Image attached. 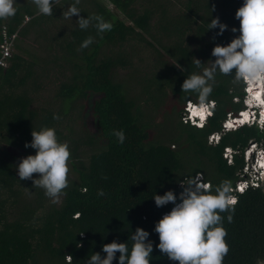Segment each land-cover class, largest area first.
I'll list each match as a JSON object with an SVG mask.
<instances>
[{
    "label": "trees",
    "instance_id": "obj_1",
    "mask_svg": "<svg viewBox=\"0 0 264 264\" xmlns=\"http://www.w3.org/2000/svg\"><path fill=\"white\" fill-rule=\"evenodd\" d=\"M106 1L113 10L102 0H81L78 6L80 16L99 15L113 24L102 35L94 27L81 30L77 16L63 18L73 0H57L53 16L37 15L29 2L15 5L16 15L0 20V43L4 27L9 34L18 31L7 65H0V264H67L66 255L73 257V264H85L95 252L106 255L102 245L113 240L131 249L129 237L137 227L150 233V264H178L156 248L159 237L154 231L173 204L157 208L153 196L173 190L179 197L180 183L197 173L213 186L225 179L234 186L244 165L243 151L251 142L264 147V130L255 125L225 132L216 144L208 142L210 134L221 131L227 114L236 115L244 107V85L233 84L231 77L217 74L209 97L216 107L203 129L181 120L185 103L196 101V94L181 91L189 75L202 71L194 58L210 67L213 47L239 35L231 28L239 29L235 12L243 0ZM215 17L228 30L212 41L219 29L208 30V24ZM89 36L94 42L81 50ZM38 40L46 53L43 60L22 42ZM132 44L152 49L150 71L132 79H137L141 105L151 111L167 109L160 129H153L151 111L143 113L129 97L126 82L116 78L118 69H133ZM55 75L59 82L51 99L39 103L48 77ZM80 100L84 104H76ZM87 113L95 132L81 138L74 127L78 119L85 126ZM54 114L60 119H53ZM42 127L54 128L71 151L69 187L56 204L31 180H20L16 170L21 158L36 154L24 145L31 142L32 130ZM114 130H123V144ZM79 146L90 150L82 159ZM226 147L237 152L232 164L223 155ZM100 189L104 196L97 195ZM237 198L233 221H227L229 213L222 214L230 246L223 264H264V187ZM116 255L113 264H118Z\"/></svg>",
    "mask_w": 264,
    "mask_h": 264
},
{
    "label": "clouds",
    "instance_id": "obj_2",
    "mask_svg": "<svg viewBox=\"0 0 264 264\" xmlns=\"http://www.w3.org/2000/svg\"><path fill=\"white\" fill-rule=\"evenodd\" d=\"M32 3L37 8V15L53 16L57 0H32ZM80 3L81 0H73L67 11H63V18L72 19L77 16L79 19L76 23L81 30L94 27L98 35L112 30L113 24L102 16H80ZM15 4L16 0H0V20H8L16 15L18 9ZM212 11H215V5L212 6ZM235 19L240 22V26L239 29L232 27L231 32L239 31V35L227 45L216 44L213 47L211 55L215 60H210V67H204L201 60L194 58L195 67L202 71L192 73L181 85L182 93L196 94L195 102L187 101L188 116L184 122L197 129H203L213 116L216 102L209 97L213 93L217 74L231 77L235 85H244V107L240 111L253 112L254 120L251 124L244 123L226 131H222L221 126V131L216 133L218 138L215 144L223 133L235 131L244 125H255L264 130V0H243V4L235 12ZM217 28L219 31L212 37V41L223 35L228 30V25L222 23L219 17H215L208 24V30ZM93 42L94 37H87L81 43L80 49L88 48ZM250 89L256 91L250 94ZM53 119L58 120L60 117L54 114ZM113 135L119 143H124L126 136L123 130H114ZM31 136V142H26L24 147L34 149L36 154L20 159L16 165L18 176L20 180H31L33 187L42 189L53 204L59 203L69 187V145L67 142H60L56 130L51 127H42L39 131L32 130ZM226 148L230 149L231 155V161L227 162L232 164L237 152L230 147ZM258 149L251 150L247 159L246 149L243 151V168L246 167L247 171L243 172L242 168L240 174L245 175V188L235 189L236 182L243 179L240 174L234 186L226 179L213 186L204 181L202 174L197 173L194 177H188L186 182L180 183L183 190L179 197L173 190L153 196L157 208L173 204L155 223L154 231L159 237L156 248L162 255L178 264H223L230 246L226 241L228 233L223 226L225 217L222 214L229 213L227 221L231 223L238 203L237 195L251 188L264 187V157L255 162ZM33 174H38L39 178L34 179ZM103 178L107 179L106 176ZM31 194L29 191V195ZM97 195L104 196L103 189L98 190ZM80 235L83 236V232ZM149 235L148 231L137 227L129 237L132 241L131 249L127 243L113 240L102 245V252L106 255L95 252L85 264H113L117 260V253L118 264H150L154 248ZM66 261L67 264H73V257L66 255ZM257 264L262 262L258 260Z\"/></svg>",
    "mask_w": 264,
    "mask_h": 264
},
{
    "label": "rangeland",
    "instance_id": "obj_3",
    "mask_svg": "<svg viewBox=\"0 0 264 264\" xmlns=\"http://www.w3.org/2000/svg\"><path fill=\"white\" fill-rule=\"evenodd\" d=\"M106 6L113 10V6L111 4H109L106 0H102ZM27 2L32 3V0H16V4L15 5H24ZM33 4V3H32ZM9 20V19H8ZM46 29V28H45ZM52 29L46 30L47 32L51 31ZM148 40H151L150 38H147ZM39 41H37V43H26L25 41L24 44H26V47L28 49H31L32 52H34L36 54V58L37 59H44V56L46 53H44L43 51H41V49L39 48L38 44ZM32 44H36V45H32ZM152 49L147 47L145 44L142 45H136V44H132L129 48V52L132 53V61H133V69H118L116 71V78L118 80H123L126 82L127 87L129 88V97L130 98H134L137 102V105L140 106L141 111L143 113L145 112H150V109H146V107L144 105H141L138 102V94H139V87L137 85V79H132L133 76L136 75H143L145 73H148L150 71V63L153 57V54H150V51ZM42 62L39 61L38 62V68H41ZM48 77V76H47ZM59 82V77L57 75L53 77H48V81L46 82V86H45V92L40 96V102L39 103H43L46 104L47 101H49L51 99V94H53L55 86H56V82ZM234 101H236L235 99H233ZM239 102V100H238ZM84 104V100H80L79 102H77L76 104ZM151 104H149L150 106ZM243 105V103H242ZM151 108V107H150ZM165 111L163 110L161 112V108L157 111H151V116L153 117V122L155 123V127L153 128L154 130H156L157 127H159V129L164 125L165 121ZM88 116L85 120V126H82L81 120H77L75 123V127H74V132L75 135H80L81 138H83L84 135L87 134H93L95 132V127L93 125V119L92 116L90 115V113H87ZM167 129L169 131V126L167 125ZM163 130V128H162ZM150 136L153 137V130H151L150 132ZM215 141V138L213 139V142ZM259 146H263L260 143H257ZM173 147V146H172ZM89 147L86 146H82L78 148V153L80 155V159H82V157H84L87 153H89ZM244 156V155H243ZM245 160V158H244ZM229 162V161H228Z\"/></svg>",
    "mask_w": 264,
    "mask_h": 264
},
{
    "label": "built area",
    "instance_id": "obj_4",
    "mask_svg": "<svg viewBox=\"0 0 264 264\" xmlns=\"http://www.w3.org/2000/svg\"><path fill=\"white\" fill-rule=\"evenodd\" d=\"M3 39L2 42L0 43V49H1V57H0V65H7V59L12 55V50L14 48V42L16 41L18 37V31H15L13 33H8V30L6 27L3 29ZM249 91V90H248ZM193 102V101H192ZM186 107L184 108V114L182 115V122L184 124H187L184 122V119L188 116L187 113V106L188 102L186 103ZM186 113V114H185ZM253 112H246V111H239L237 112L236 115L233 114H227L226 119L222 122V131H226L235 127H238L244 123L251 124L254 120V117L252 116ZM215 138V141L213 142V139ZM217 134L213 133L209 136V143L215 144L217 140ZM259 148V149H258ZM253 149H258L257 154H256V159L255 162H259L263 157H264V147H259L255 142H251L249 146L246 148L245 154H246V159L248 158L247 155L251 150ZM230 149L225 148L224 149V157L227 158V161H231V155H229ZM247 168H243V172H246ZM240 176H243V173L240 174ZM246 180H245V175L243 176V179L238 180L236 182V187L235 189H239L240 187H246Z\"/></svg>",
    "mask_w": 264,
    "mask_h": 264
},
{
    "label": "bare ground",
    "instance_id": "obj_5",
    "mask_svg": "<svg viewBox=\"0 0 264 264\" xmlns=\"http://www.w3.org/2000/svg\"><path fill=\"white\" fill-rule=\"evenodd\" d=\"M249 91H250V94H251V92L256 91V90L250 89Z\"/></svg>",
    "mask_w": 264,
    "mask_h": 264
}]
</instances>
